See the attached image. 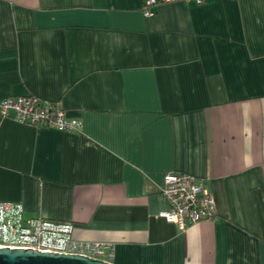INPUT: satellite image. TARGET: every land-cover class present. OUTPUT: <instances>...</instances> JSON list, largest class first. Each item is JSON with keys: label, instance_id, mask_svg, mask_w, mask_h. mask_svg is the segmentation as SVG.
<instances>
[{"label": "crops", "instance_id": "crops-1", "mask_svg": "<svg viewBox=\"0 0 264 264\" xmlns=\"http://www.w3.org/2000/svg\"><path fill=\"white\" fill-rule=\"evenodd\" d=\"M146 1L0 0V100L80 122L0 118V202L111 264H264V0ZM166 174L200 179L215 217H159Z\"/></svg>", "mask_w": 264, "mask_h": 264}, {"label": "built area", "instance_id": "built-area-1", "mask_svg": "<svg viewBox=\"0 0 264 264\" xmlns=\"http://www.w3.org/2000/svg\"><path fill=\"white\" fill-rule=\"evenodd\" d=\"M173 1L147 0L143 14L145 17L152 15L147 6ZM193 1L199 4L203 0ZM10 111L14 113L15 121L36 128L62 132L80 129V122L67 117L58 103L33 95L10 96L0 100V118L8 117ZM160 193L167 208L159 212V217L175 224L180 230L215 217L214 198L200 179L186 174H166ZM73 231L71 222L42 216L27 217L21 204L0 202V248L76 254L109 262L112 256L109 244L78 240L74 238ZM105 249L110 250L107 256Z\"/></svg>", "mask_w": 264, "mask_h": 264}, {"label": "water", "instance_id": "water-1", "mask_svg": "<svg viewBox=\"0 0 264 264\" xmlns=\"http://www.w3.org/2000/svg\"><path fill=\"white\" fill-rule=\"evenodd\" d=\"M0 264H111L100 259L76 254L38 252L0 248Z\"/></svg>", "mask_w": 264, "mask_h": 264}, {"label": "rangeland", "instance_id": "rangeland-1", "mask_svg": "<svg viewBox=\"0 0 264 264\" xmlns=\"http://www.w3.org/2000/svg\"><path fill=\"white\" fill-rule=\"evenodd\" d=\"M105 258V257H104Z\"/></svg>", "mask_w": 264, "mask_h": 264}]
</instances>
